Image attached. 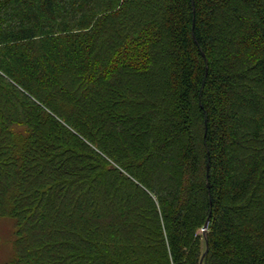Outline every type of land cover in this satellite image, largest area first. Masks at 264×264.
<instances>
[{
	"label": "trees",
	"instance_id": "16d2710c",
	"mask_svg": "<svg viewBox=\"0 0 264 264\" xmlns=\"http://www.w3.org/2000/svg\"><path fill=\"white\" fill-rule=\"evenodd\" d=\"M4 217L2 264H264V0H0Z\"/></svg>",
	"mask_w": 264,
	"mask_h": 264
},
{
	"label": "rangeland",
	"instance_id": "374dc122",
	"mask_svg": "<svg viewBox=\"0 0 264 264\" xmlns=\"http://www.w3.org/2000/svg\"><path fill=\"white\" fill-rule=\"evenodd\" d=\"M201 233L203 234V230ZM14 240V221L8 217L0 219V264L14 257Z\"/></svg>",
	"mask_w": 264,
	"mask_h": 264
},
{
	"label": "water",
	"instance_id": "95a60500",
	"mask_svg": "<svg viewBox=\"0 0 264 264\" xmlns=\"http://www.w3.org/2000/svg\"><path fill=\"white\" fill-rule=\"evenodd\" d=\"M209 222H210V218H208V220H207V222H206V224H205V227H204V229H203V235H204V238H205V241H206V246H207V248H208V240H207L206 230H207V228H208V224H209ZM207 251H208V249L206 250V252H205V254H204V256H203V259H204L205 255L207 254ZM203 259H202V261H201V264H202V262H203Z\"/></svg>",
	"mask_w": 264,
	"mask_h": 264
}]
</instances>
